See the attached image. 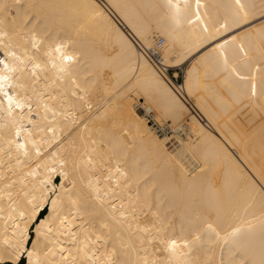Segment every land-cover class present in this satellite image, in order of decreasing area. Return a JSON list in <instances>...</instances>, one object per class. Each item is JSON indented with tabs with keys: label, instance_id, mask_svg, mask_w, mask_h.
Returning <instances> with one entry per match:
<instances>
[{
	"label": "bare ground",
	"instance_id": "1",
	"mask_svg": "<svg viewBox=\"0 0 264 264\" xmlns=\"http://www.w3.org/2000/svg\"><path fill=\"white\" fill-rule=\"evenodd\" d=\"M23 258L264 264V0H0V264Z\"/></svg>",
	"mask_w": 264,
	"mask_h": 264
},
{
	"label": "rangeland",
	"instance_id": "2",
	"mask_svg": "<svg viewBox=\"0 0 264 264\" xmlns=\"http://www.w3.org/2000/svg\"><path fill=\"white\" fill-rule=\"evenodd\" d=\"M162 52H163V50L161 49L160 55ZM187 66H188V62L186 64L180 66V67H175L173 69L170 68V78L172 80L174 79L173 81H175L176 84H181L183 82ZM175 72H178V75L175 76ZM191 106H193V105L191 104ZM169 122L171 123V121H169Z\"/></svg>",
	"mask_w": 264,
	"mask_h": 264
},
{
	"label": "built area",
	"instance_id": "3",
	"mask_svg": "<svg viewBox=\"0 0 264 264\" xmlns=\"http://www.w3.org/2000/svg\"><path fill=\"white\" fill-rule=\"evenodd\" d=\"M165 43V39L163 37L158 38L156 46L151 49L144 50L146 54L151 57L152 59L156 60V62H160V50ZM152 119V118H151ZM155 123V121L152 122V124ZM163 132V131H162Z\"/></svg>",
	"mask_w": 264,
	"mask_h": 264
},
{
	"label": "trees",
	"instance_id": "4",
	"mask_svg": "<svg viewBox=\"0 0 264 264\" xmlns=\"http://www.w3.org/2000/svg\"><path fill=\"white\" fill-rule=\"evenodd\" d=\"M23 263L25 264V259L24 258L22 259V263L21 264H23Z\"/></svg>",
	"mask_w": 264,
	"mask_h": 264
}]
</instances>
